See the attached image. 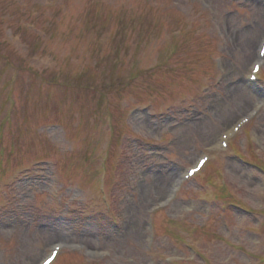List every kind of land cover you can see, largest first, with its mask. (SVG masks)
Returning <instances> with one entry per match:
<instances>
[{"label": "rangeland", "instance_id": "obj_1", "mask_svg": "<svg viewBox=\"0 0 264 264\" xmlns=\"http://www.w3.org/2000/svg\"><path fill=\"white\" fill-rule=\"evenodd\" d=\"M263 38L264 0H0V264H264V110L209 147L264 97Z\"/></svg>", "mask_w": 264, "mask_h": 264}, {"label": "bare ground", "instance_id": "obj_2", "mask_svg": "<svg viewBox=\"0 0 264 264\" xmlns=\"http://www.w3.org/2000/svg\"><path fill=\"white\" fill-rule=\"evenodd\" d=\"M245 85H248V84L245 83ZM246 99H248V98H246ZM259 116H260V114H259L257 117H259ZM257 117H256V118H257ZM256 118H255V119H256ZM255 119H254V120H255ZM252 121H253V120H252ZM217 138H218V137H217ZM205 166H206V165H204V166L202 167V169L205 168ZM202 169H201V170H202ZM61 254H62V253H61ZM61 254L58 255L57 259H56L52 264H54V263L58 260L59 256H61Z\"/></svg>", "mask_w": 264, "mask_h": 264}, {"label": "snow or ice", "instance_id": "obj_3", "mask_svg": "<svg viewBox=\"0 0 264 264\" xmlns=\"http://www.w3.org/2000/svg\"><path fill=\"white\" fill-rule=\"evenodd\" d=\"M53 255H55V253H53ZM45 264H50V261H46Z\"/></svg>", "mask_w": 264, "mask_h": 264}]
</instances>
